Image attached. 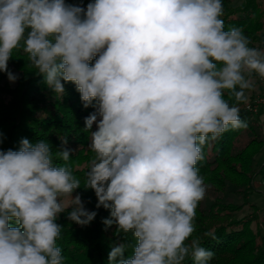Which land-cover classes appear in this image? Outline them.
Returning <instances> with one entry per match:
<instances>
[{"label":"clouds","instance_id":"obj_1","mask_svg":"<svg viewBox=\"0 0 264 264\" xmlns=\"http://www.w3.org/2000/svg\"><path fill=\"white\" fill-rule=\"evenodd\" d=\"M222 16V0H0V72L18 79L8 62L19 49L56 97L72 83L96 109L83 186L44 140L0 150V264H64L59 215L81 227L97 216L81 187L110 210L106 228L135 240L130 256L114 244L109 264H208L214 253L187 242L206 194L196 165L204 145L248 127L236 105L254 74L264 79V50ZM60 140L55 156L68 162Z\"/></svg>","mask_w":264,"mask_h":264},{"label":"trees","instance_id":"obj_2","mask_svg":"<svg viewBox=\"0 0 264 264\" xmlns=\"http://www.w3.org/2000/svg\"><path fill=\"white\" fill-rule=\"evenodd\" d=\"M88 2L83 0V6ZM66 3L80 4L81 0H66ZM222 4L221 18L225 30L241 29L250 40L249 46L261 49L264 40V2L222 0ZM8 68L17 72L18 79L13 85L0 84V150H18L23 138L33 143L44 140L51 147L54 163L71 167L83 186L87 164L92 156L87 148L89 133L83 130L84 120L96 109L83 106L80 94L72 83L65 84L62 98L56 97L44 83L43 77L35 74L28 65L26 55L19 49L13 51ZM3 74L0 72L1 77ZM256 77L254 74L253 79ZM253 89L246 91L247 103L236 105L234 99L229 101L240 108V118L248 124L246 129L252 128L253 121L264 115V108L257 113L248 109L254 98ZM225 98L228 99L227 94ZM243 130L230 128L217 141L204 145V159L196 167L204 182L214 179L219 186L227 180L239 187L243 195H249L255 190V176L260 174L264 177V164L255 163L254 155L258 150H250L252 144L260 141L255 136L249 137L241 149H232L236 136ZM63 137L68 139L67 147L74 150L68 162L55 156ZM259 167V172L255 174ZM76 192L81 195L85 207L96 211L97 216L88 226L81 227L68 220L67 212L59 215L56 222L63 227L57 246L62 249L64 264H109L111 247L119 242L128 245L125 255L130 256L135 244L132 234L117 235L115 225L106 228L102 221L110 217V210L96 208L97 199L92 190L81 187ZM215 201L206 208L199 202L193 221L195 231L187 242L199 239L202 247L214 253L208 264H264V233L252 227V218H235L233 210L237 209L236 204ZM208 232H212L215 239L205 235ZM184 264H194L192 257H187Z\"/></svg>","mask_w":264,"mask_h":264},{"label":"rangeland","instance_id":"obj_3","mask_svg":"<svg viewBox=\"0 0 264 264\" xmlns=\"http://www.w3.org/2000/svg\"><path fill=\"white\" fill-rule=\"evenodd\" d=\"M262 2H264V0H262ZM10 71L18 75L15 70L11 69ZM257 80H260L262 82L261 84H264V79L261 80V77L258 75L254 80L255 83H257ZM15 82H10L6 73L3 74L2 77L0 76L1 85H13ZM262 94H264V91L258 95L254 94V98ZM252 125V128L245 129L236 136L232 149L234 151L241 149L244 144H246V140L249 137L255 136L256 140L260 141L252 144L250 150L253 152L258 150L254 155V161L255 163L262 165L264 164V140H262L264 139V115H261L258 119L254 120ZM95 128L96 125L93 130H95ZM261 167L257 168L255 174L259 172ZM210 178L212 177L210 176ZM204 184L206 186V194L204 199L201 201V205L204 208L208 207V204L210 202H214L215 200L236 204L237 209L233 210L235 218H252V227L259 230L261 233H264V177H262V175L259 174L255 176L253 181V187L255 190H252L249 195H243V193L239 190V187H235V185H232L231 182H228L227 180L224 185L219 186L216 185L214 179L212 182H204ZM75 194L76 193L73 195Z\"/></svg>","mask_w":264,"mask_h":264},{"label":"built area","instance_id":"obj_4","mask_svg":"<svg viewBox=\"0 0 264 264\" xmlns=\"http://www.w3.org/2000/svg\"><path fill=\"white\" fill-rule=\"evenodd\" d=\"M260 108H264V94L256 96L248 106L253 113H257Z\"/></svg>","mask_w":264,"mask_h":264},{"label":"crops","instance_id":"obj_5","mask_svg":"<svg viewBox=\"0 0 264 264\" xmlns=\"http://www.w3.org/2000/svg\"><path fill=\"white\" fill-rule=\"evenodd\" d=\"M261 50H264V40H262V44H261ZM260 80H257V83H255V85H254V89H253V91H254V94H261L262 93V91H264V89H262V88H264V84H261L262 82L260 81Z\"/></svg>","mask_w":264,"mask_h":264}]
</instances>
